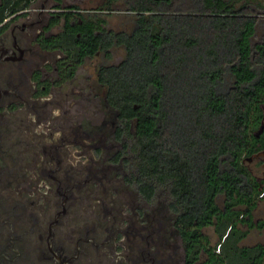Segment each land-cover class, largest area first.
Wrapping results in <instances>:
<instances>
[{
  "label": "trees",
  "instance_id": "obj_1",
  "mask_svg": "<svg viewBox=\"0 0 264 264\" xmlns=\"http://www.w3.org/2000/svg\"><path fill=\"white\" fill-rule=\"evenodd\" d=\"M31 1L5 5L16 11ZM125 5L135 16L131 32L103 33L73 6L55 13L50 26L62 18L64 32L50 44L68 47L69 58L80 62L124 47L118 64L99 68L100 86L120 122L134 126L138 183L149 196L159 184L168 187L179 205L185 264H264V244L240 245L264 193L243 163L264 148V130L258 137L253 131L263 119L264 6L260 0ZM208 226L218 236L214 246L203 232Z\"/></svg>",
  "mask_w": 264,
  "mask_h": 264
},
{
  "label": "flooded vegetation",
  "instance_id": "obj_2",
  "mask_svg": "<svg viewBox=\"0 0 264 264\" xmlns=\"http://www.w3.org/2000/svg\"><path fill=\"white\" fill-rule=\"evenodd\" d=\"M5 1L0 264H185L171 190L160 184L149 196L138 183L142 172L131 162L132 145L119 140L133 133V124L119 122L107 93L95 91L102 85L99 70L95 86L81 80L79 70L98 52L80 62L69 58L68 47L50 44L64 32L49 33L59 8L41 26L42 11L30 3L12 11ZM248 158L264 168V148ZM250 174L264 184V177Z\"/></svg>",
  "mask_w": 264,
  "mask_h": 264
},
{
  "label": "rangeland",
  "instance_id": "obj_3",
  "mask_svg": "<svg viewBox=\"0 0 264 264\" xmlns=\"http://www.w3.org/2000/svg\"><path fill=\"white\" fill-rule=\"evenodd\" d=\"M30 4L36 12L42 11L41 15L43 20L41 26L47 22L49 14H52L54 10L57 11L55 7L63 10L72 9L70 7L75 6L77 8V11H79L81 15H83V17H85L86 19H93V21H97L101 28V32L103 33L109 31L129 33L134 27L135 16L126 10L125 0H60L58 4H55L54 0H34L31 1ZM260 4L264 6V0H260ZM41 5H43L44 10H40ZM72 11H76V9ZM62 23L63 19L60 18L59 22L53 26L49 33H58L59 31H61V29L63 28ZM97 31L100 32V30ZM124 56L125 50L121 45L112 46L109 50V54L99 51L92 58L87 59L84 62L83 67L79 70V73L82 77V82H85V79L87 81L88 77L89 79H91L92 83H94L95 86L99 68L102 66L118 64L124 58ZM67 88H69L68 84L65 89ZM88 90L89 89H86L85 92H88ZM95 91L100 93L99 95L101 96V92H104L105 89L98 85V88H95ZM98 110V123L101 124L105 109H103V106L100 104L98 106ZM260 110L261 114H263L264 105L260 106ZM262 123H264V119H262ZM109 124H107L106 126H108ZM253 131L255 134H257L258 132L261 133L260 126L258 125ZM119 140H125L127 145H132L133 159H131V162L139 164V155L137 153V149L135 148V139L132 137V135H122ZM243 163L244 166H246V168L251 173L255 174L258 178L264 177V168L261 163L258 162L255 158H245ZM157 187H160V184L157 185ZM221 201V198L217 200L220 206L222 203ZM256 207L257 209L255 211H252V222L254 223L260 219H263L264 221V201L257 202ZM203 232L209 236L211 245L214 246L217 244L218 236L215 233L213 226L205 227L203 229ZM256 242L264 243V228L260 230H258L257 228L249 229L244 243L246 245H251Z\"/></svg>",
  "mask_w": 264,
  "mask_h": 264
},
{
  "label": "crops",
  "instance_id": "obj_4",
  "mask_svg": "<svg viewBox=\"0 0 264 264\" xmlns=\"http://www.w3.org/2000/svg\"><path fill=\"white\" fill-rule=\"evenodd\" d=\"M261 187H264V184L261 186ZM263 195H264V193H262ZM260 195V197H262L263 195ZM260 202L261 201H264V199H260L259 200ZM258 201V202H259ZM257 209V207L256 208H254V211ZM253 215V214H252ZM253 218V217H252ZM263 224V226L261 227L260 226V224ZM243 229H246V227L245 226H243L242 227ZM253 228H257L258 230H260V229H263L264 228V221H263V219H260V220H258L257 222H252V228H250V229H253ZM247 235H248V233H247ZM246 235V236H247ZM246 236L240 241V245L241 246H251V245H255V244H264L263 242H256V243H254V244H251V245H246L245 243H244V241H245V239H246Z\"/></svg>",
  "mask_w": 264,
  "mask_h": 264
},
{
  "label": "built area",
  "instance_id": "obj_5",
  "mask_svg": "<svg viewBox=\"0 0 264 264\" xmlns=\"http://www.w3.org/2000/svg\"><path fill=\"white\" fill-rule=\"evenodd\" d=\"M216 250L219 251V245L217 246V249Z\"/></svg>",
  "mask_w": 264,
  "mask_h": 264
}]
</instances>
